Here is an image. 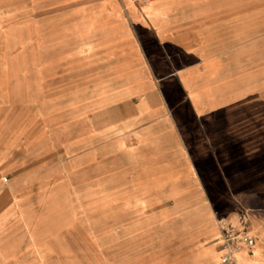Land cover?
I'll return each mask as SVG.
<instances>
[{"label": "crops", "instance_id": "obj_1", "mask_svg": "<svg viewBox=\"0 0 264 264\" xmlns=\"http://www.w3.org/2000/svg\"><path fill=\"white\" fill-rule=\"evenodd\" d=\"M52 5L0 0V264H220L234 214L264 264V0Z\"/></svg>", "mask_w": 264, "mask_h": 264}, {"label": "rangeland", "instance_id": "obj_2", "mask_svg": "<svg viewBox=\"0 0 264 264\" xmlns=\"http://www.w3.org/2000/svg\"><path fill=\"white\" fill-rule=\"evenodd\" d=\"M13 3V12L16 13L15 15L20 16H27L30 19H37L38 17L44 18L45 21H50L48 18L52 17L55 12L59 11L57 8H54L52 5V0H8ZM48 54L49 52H28L29 55V76H30V87L31 85L33 87H36V59L37 54ZM46 86L49 85L48 82H50L49 78L46 76L45 78ZM35 93V88L33 89ZM256 124V122H253ZM230 122L228 120H222L220 121V127L227 130L228 125ZM264 133V122H263V128L261 129ZM244 139V138H241ZM247 139V138H246ZM252 140H258L255 136L250 138ZM264 141V137H263ZM255 144V143H254ZM250 154V153H248ZM253 159H255L256 162H260L264 164V152L262 153H255L252 152L250 154ZM260 187V186H259ZM264 190V186H261ZM238 206L244 207L251 216H259L260 219L264 222V200H251V201H244L240 200L237 201ZM249 223V220H248ZM117 251L116 249L109 250L108 256H111V262L113 264L117 263ZM101 250L94 249V255L100 256ZM122 252V250H121Z\"/></svg>", "mask_w": 264, "mask_h": 264}, {"label": "built area", "instance_id": "obj_3", "mask_svg": "<svg viewBox=\"0 0 264 264\" xmlns=\"http://www.w3.org/2000/svg\"><path fill=\"white\" fill-rule=\"evenodd\" d=\"M218 244L221 248L220 264H232L240 251L252 253L256 248V236L248 228L243 214L218 216Z\"/></svg>", "mask_w": 264, "mask_h": 264}]
</instances>
